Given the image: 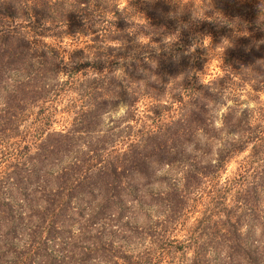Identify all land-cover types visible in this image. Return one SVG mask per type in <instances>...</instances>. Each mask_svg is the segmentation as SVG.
Returning a JSON list of instances; mask_svg holds the SVG:
<instances>
[{
	"label": "trees",
	"instance_id": "1",
	"mask_svg": "<svg viewBox=\"0 0 264 264\" xmlns=\"http://www.w3.org/2000/svg\"><path fill=\"white\" fill-rule=\"evenodd\" d=\"M106 8L112 12L110 19L106 18ZM82 33H94L93 44L86 45V49H73L67 61L58 48L38 38L44 35L77 37ZM106 39L121 43L118 55H124V59L106 58V48L112 47H106ZM208 53L218 60L220 70L205 84L199 74ZM81 81H84L82 96L94 92L103 94L109 88L115 94L113 87L117 84L124 95L128 111L123 117H114L106 128L109 130L106 152L103 148L96 149L89 141L76 149L72 143L77 142L78 135L89 131L87 119L105 111L103 101H97L95 110H71L73 116L59 130H47L43 136L42 129L39 130L38 135L42 137L31 151L29 144L24 143V136L29 132L27 129L21 132L20 123L32 113L34 106H40L43 109L40 121L49 124L58 108L57 101ZM246 83L256 90H264V4L256 0H133L131 8L120 7L119 0H0V165L12 152L10 142L7 143L9 138L19 137L12 141L17 146L18 162L14 164L17 169L12 164L10 168V162L0 167V186L10 181L16 183L20 194H24L22 202L43 189L51 195L41 218L46 223V234L36 239L35 231L42 229L43 221L35 225L36 229L26 232L31 246L16 251L17 261L20 264H76L71 259L73 255L65 254L64 246L60 252L50 246V240H59L74 252L78 235L88 225H97L100 218H106L107 222L106 228L97 229L99 236L116 235L113 226L119 224L123 208L115 210L111 204L123 200L121 191L140 200L136 195L140 179L148 181L152 175L144 166L157 162L168 167L179 166L182 174L169 185L168 195L166 190L163 196L149 193L154 199L158 195L160 207L156 208L155 222L149 228H142L141 233L158 242L161 249L170 241L172 250L182 255L191 250L190 264H264L258 257V251L264 257V213L261 211L264 101L257 99L253 109L242 108L237 102L227 104V111L220 116L219 128L213 106L219 101L226 104V96ZM138 102L146 106L145 112L139 111ZM68 103L65 107L70 110L72 101ZM133 117L138 121L137 126L124 122ZM200 134L205 139L203 148L195 145ZM247 148L248 154L226 185L231 182L237 188L234 202L248 216L250 229L243 231L239 222L241 214L225 213L226 219L221 225L197 224L185 238L168 239V232L184 214V193L197 187L199 179L215 178L232 156ZM69 153L67 167L77 171L75 176L64 177L69 181L64 198L62 171L52 180H46L40 178L43 176L40 170L49 156ZM105 153L106 170L101 164H94ZM135 166L141 171L139 175L125 174ZM98 174L102 178L106 175V192L109 189L111 192L88 214L84 213V206L78 207L75 211L84 225L77 230L66 229L64 225H72L68 223L73 216L71 191L78 198L92 197L98 191L93 187L96 185L93 178L99 177ZM82 186L76 193L75 189ZM247 202L252 204L251 212L246 210ZM10 210L11 206L0 207V264H12L8 254L16 250L8 244V238L19 233L14 223L16 217ZM18 217L23 218L22 214ZM256 227L259 228L257 235L254 234ZM209 228L217 235L215 239L206 236ZM132 229L135 228L132 226ZM84 249L87 257L91 256L88 246ZM209 250L214 252L213 258L207 256ZM114 253L107 251L104 259L121 257L120 253ZM112 264H117V260Z\"/></svg>",
	"mask_w": 264,
	"mask_h": 264
},
{
	"label": "rangeland",
	"instance_id": "2",
	"mask_svg": "<svg viewBox=\"0 0 264 264\" xmlns=\"http://www.w3.org/2000/svg\"><path fill=\"white\" fill-rule=\"evenodd\" d=\"M132 1L133 0H119V6H129V8H131ZM256 1L264 4V0ZM111 13L112 12L106 8V18L108 17L110 19L112 15ZM97 32L99 31H96V33ZM94 33H82L77 37L73 35H66L63 37L44 35L38 38L40 39V42H46L58 48L63 59L67 61L69 58V54L73 51V49L79 47H83L86 49V45L93 44ZM104 42H106V47L108 45L112 46L110 50L106 48V58L108 57V59H112L114 61H120L125 58L124 55H118V52L120 51V48H118L120 47V42L109 41L108 39H106V41L104 40ZM132 51L133 48L130 49V52ZM108 52L110 53L107 54ZM125 54L127 55V53ZM125 60H127V58ZM219 70L220 67L218 60L214 56H212L211 53H208L207 60L206 62H204V66L199 76L202 80L207 81ZM83 85L84 81H81L80 83H78V86H76L74 90L67 89L65 91L60 100L57 101L59 103L57 106L58 108L56 109V112L53 113L49 124H43L42 121H40L42 118L41 112L43 111V109H40V106H34L31 110L32 113L30 114L29 112L27 119L20 123L18 127L19 130L22 132L27 129V132H29L28 135L24 136V143L29 144V149L31 151L35 150L36 143L39 142V138H41L45 134V132H47V130H59L64 126L65 123L68 124L69 119L71 118V116H73L72 111L83 110L86 108L95 110L97 109V101H103L105 111L100 116L98 115L99 117L96 116V118H94L92 115L91 119H87L88 125H90L89 131H85L81 136L78 135L76 140L77 142L73 141L72 143L75 144L73 148L76 149L78 147H81L83 142L89 141L91 142L92 146H96V149L99 148L98 150H101L103 148L104 152H106V147L108 146L106 143V134L109 131H106V128H109L108 126L111 125L112 119L116 117L113 115V113L117 112L121 105L127 107V105L125 104L126 102L123 100L124 95L121 93V90H119L120 86H118L117 84L113 87L116 89L115 94L111 93L109 88L106 89L105 93L103 94H97L94 92L92 95L82 96L81 88L83 87ZM231 94L232 95L230 96H226L227 99L226 101H224L226 102V104H221L219 103V101L218 103H216V105H213L214 108H216V110H214V114H217L215 124H217V121L220 120V116L218 115L219 108L222 106H226L229 100L232 103H239L242 108H244V104L249 102H254L255 104H257L256 100L259 98L264 101V90H256L249 83H246L242 86H237ZM241 96H247V99L242 100ZM161 98L163 100L166 97ZM70 101H72V103L71 105H69L71 106L69 110L68 107L65 106H67L69 104L68 102ZM38 104L40 103L38 102ZM138 104V108L140 109L139 111L141 113L145 112L143 109L146 108V106L142 105L140 102H138ZM97 118L100 120V123L98 124L95 123L98 120ZM124 122L134 126L138 125L136 117H133L131 119L129 118L128 121L126 120ZM28 126H31L29 131ZM41 129L42 136L39 137L38 131ZM19 130H17L18 133H20ZM224 133V129L220 131V134L222 136L224 135ZM18 139V135L12 136L11 139L9 138L7 143L10 142V149L12 152L10 156L2 159V164L0 165V167L3 168L4 165L10 162V168L12 164L14 170L17 169L14 166V164L18 162L16 159L17 157L15 156L17 146L12 143V141L14 142ZM204 140V136L200 134L197 144L195 145L203 148ZM190 148H192V146ZM248 152L249 148L241 151L237 155L232 156L227 161L224 169L219 172L215 178H213L212 180H210L209 177L199 179L200 181H196L198 182L197 187L190 188L188 192L186 191L184 193V214L180 217V219H178V223L176 224L175 228L170 229V231L168 232V239L185 238L190 234V229L197 227V224H207L206 222H210V224L218 223L219 225H221V223L226 219L224 216L225 213H234L235 216L241 214L239 222L242 223L243 231L246 232L248 229H250V226H248L250 225V223L248 222V216L243 215L245 214V212H243V210H239V204L237 208L236 203L234 202V196L237 192V188L232 187L230 185L231 182L226 185V182L229 181L228 179H232L238 169V165L244 159V156L248 154ZM70 156V153L69 155L54 154L49 156L45 162L46 165L40 170L43 175L40 178L52 180L56 175L58 176L59 172L61 171L62 180L65 176H75V172L77 170L69 169L67 167L68 163H70ZM95 163L101 164L104 167V170H106V153L104 154L102 159L94 160V164ZM98 167L100 166L98 165ZM144 169L148 170V172L152 171V175L150 176V179L148 181H146L144 178L140 179V184H138L136 195L141 199L136 201L131 198L132 195H127L125 194L126 191H121L123 194H119L121 196V199L123 200L115 201L111 204L112 208L115 210H120L123 208L122 216L120 217L118 222L119 224L117 226H113V229L116 230V235H106V238L104 237V235L99 236L97 229H102V226L106 228L107 222L106 218H103L102 220L100 218L96 223L97 225H88L85 231L78 235V238L73 245L74 252H72V250H70L68 246L65 245V243L59 240H50V246L57 248L60 252H62L60 247L64 246L66 248L65 254H67L68 256L73 255L71 259L73 260V262H76V264H110L109 262H111L112 264L113 260H117V264H190L188 258L192 256L191 250H187L186 253L182 255L180 251L172 250L173 242L171 243L170 241L164 244V249H161L158 242L151 241L149 239V236L144 235L140 232L142 228H145L146 226L147 228H149L148 226L155 222V214L158 213V211H156V208L160 207V203H158L160 199L157 198L158 195L156 196V199H154L153 196H149V193L156 192L160 193L159 196H163L166 194L162 192L166 190L168 195V193L170 192L169 185L174 182L175 179L180 178L182 174L181 169L179 166L168 167L165 164H159L157 162H151V164L147 167L144 166ZM96 170L97 169H95V171ZM140 172L141 171L138 170V166H135V169H132V171L130 169L129 172H126L125 174H127L128 176H136L139 175ZM88 175H90V173H88ZM93 179L96 180V185H94L93 187L98 191H95L92 197L91 195H88L84 197L86 198V200H84V198L76 197L75 193L71 191V206L73 207L71 208V214L73 216L71 217V219H69L70 222L68 223H72V225H64L66 229L77 230L78 226L84 225L83 221L79 219L80 215L76 213L78 207L82 208L84 206V213L86 212V214H88L91 209L95 210L101 204L103 199H106V195L108 194V192H111L110 189L108 190V192H106V175L103 176V178L100 175L99 177L94 176ZM64 181L65 184L62 187L63 189L61 195L63 194V197L65 198L66 191L68 192L67 186L69 184V181H67L66 179H64ZM18 188L19 187H17V184L13 181H10V183L5 182L2 187L0 186V207L7 208L8 206H11L10 214L15 215L16 219L14 223L16 224L17 231L19 232L17 235L8 238V244L12 246L13 249H16L11 254H8L9 258H12V264H20V261H17L18 255L16 254V251L24 249L25 247H27V245L29 247L31 246L30 240L27 239L28 235L26 234V232H30V229H36L35 225H39L42 223L41 221H43V219L41 218H44V215H42V213L46 211V206L48 205L47 198L51 196L49 193H46L45 189H43L40 190L42 192L36 191L33 193V195H28V198L24 202H22L21 198L24 194H20L21 191H19ZM82 188L83 186L77 187L75 189L76 193ZM225 188H229L230 190ZM225 191L227 192L225 193ZM109 195L110 197H113L111 193H109ZM87 198H89L90 201ZM27 202L33 203V205H27ZM261 204V211L262 213H264V199L262 200ZM251 206L252 204H249L248 202L245 203V207L248 208L246 209L247 212H251ZM20 214H22L23 218L18 217ZM46 220L47 219H45V221ZM45 224L46 223L44 222L42 229L35 231L36 239H39L41 235H44L46 229ZM132 226L135 229H132ZM137 227L140 229H138ZM211 229L212 228H209V230H207L205 234L206 236H209V239H211V237L215 239L217 235H213ZM255 229L257 230L254 234L257 235L259 233V228L256 227ZM85 236L89 239H87ZM85 246H88V250L91 252V256L89 257H87V255L85 254ZM111 250L115 252L114 254H116V252L120 253L121 257H113V260L110 259L111 261L107 260V258H109L108 256L104 259V256H106V252ZM158 253H160V255H158ZM207 256L213 258L214 252H211L210 250L207 251ZM258 257L260 259H263L264 261V257L260 253V251H258ZM35 258H38V256H35ZM182 258L184 259L183 262ZM170 259L172 260L170 261ZM243 259L246 260L247 257Z\"/></svg>",
	"mask_w": 264,
	"mask_h": 264
},
{
	"label": "clouds",
	"instance_id": "3",
	"mask_svg": "<svg viewBox=\"0 0 264 264\" xmlns=\"http://www.w3.org/2000/svg\"><path fill=\"white\" fill-rule=\"evenodd\" d=\"M202 83L207 84L208 81L205 80V81H202ZM241 99L246 100L247 96H241ZM231 103L232 102L229 100L228 105H231ZM243 107L248 108V109H253L256 107V104L254 102H249V103L244 104ZM127 111H128L127 107L124 105H121L119 107V110L117 112L113 113V115L116 117H123L127 114ZM226 111H227V106H222L219 108L218 115L222 117ZM216 126L218 128L221 127L222 126V120H218Z\"/></svg>",
	"mask_w": 264,
	"mask_h": 264
}]
</instances>
